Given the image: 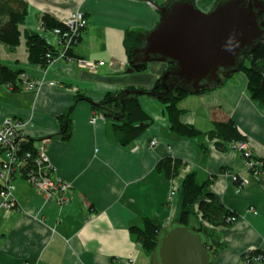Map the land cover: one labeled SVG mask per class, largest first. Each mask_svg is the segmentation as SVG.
<instances>
[{"label":"crops","instance_id":"0c3cea01","mask_svg":"<svg viewBox=\"0 0 264 264\" xmlns=\"http://www.w3.org/2000/svg\"><path fill=\"white\" fill-rule=\"evenodd\" d=\"M166 1L171 0H25L28 16L22 31L38 29L44 13L65 21L78 9L86 19L68 59L60 53L44 69L28 61L24 37L13 49L0 43V64L42 82L35 90L15 91L0 84V121H20L23 136L44 146L51 175L66 180L71 189L69 201L59 205L16 175L15 198L21 209L0 206V264H153L129 228L141 227L145 216L157 217L165 225L176 217V199L168 194L172 185L156 170L164 157L183 162L171 180L175 187L194 170L199 181L210 178L211 192L226 210L237 214L235 222L216 228L221 249L213 264H248L242 254L252 248L264 255V172L253 176L246 168V152L229 144L221 150L215 138L203 134L178 137L169 129L161 102L148 94L138 98L153 122L135 140L121 144L111 119L75 97L81 92L96 102L114 89L153 87L167 63L155 60L141 72L126 71L123 37L126 30L142 34L151 30ZM217 1L194 0L205 12ZM71 105L64 136L59 115ZM179 106L184 109L182 122L204 132L214 121L232 119L249 157L264 159V107L251 99L244 71L232 73L220 86L189 93ZM151 140L156 144L151 146ZM202 142L206 150L200 148ZM3 157L0 149V164ZM233 174L245 182L233 181Z\"/></svg>","mask_w":264,"mask_h":264},{"label":"trees","instance_id":"16d2710c","mask_svg":"<svg viewBox=\"0 0 264 264\" xmlns=\"http://www.w3.org/2000/svg\"><path fill=\"white\" fill-rule=\"evenodd\" d=\"M263 1V0H262ZM164 2L163 4H166ZM28 13V5L25 0H0V43L5 44L9 49H13L20 44L21 36L25 38V47L27 48V59L33 65H38L40 68H46V66L52 63L57 56L62 53L63 57L68 59L70 50L78 42L81 33L86 28L81 26L78 29L77 36H75L65 46V37L62 35L66 31L67 26L62 21L54 19L50 14H41L39 19L38 29L25 28L23 31L20 26H23ZM84 16V13H83ZM264 16V13H263ZM85 19V16H84ZM86 20V19H85ZM60 29L59 33H55V29ZM123 44L125 48V55H127V62L131 67V62L136 57L135 49L141 45L138 38L142 34L137 30H126L124 32ZM47 35L52 36V40ZM63 42V43H62ZM241 65L239 71H244L247 77V90L251 99L264 107V92L261 89L262 80H264V39L259 43L252 53L244 54L240 58ZM249 61L248 63L246 61ZM128 67V68H129ZM144 67L134 68L131 71L141 72ZM172 64L167 63V69H170ZM127 68V69H128ZM231 76V75H230ZM228 75L219 76L218 80L211 84L208 88H201L198 93L210 90L216 86H220ZM35 80L22 70L13 69L7 64H0V84H6L12 91L24 88V84L27 81ZM143 90L152 92L150 95L158 99L165 109L166 116L169 121V129H171L178 137H188L204 135L208 138H215L217 148L224 150L229 144L244 139L240 130L235 125L232 119H226L223 121H214L212 129L208 131H201L193 124H186L182 122L180 116L184 109L179 106V101L188 95L187 92L181 89H172L167 93L163 92L162 77L158 78L153 87L147 88H133L126 87L123 89H114L113 91H107L102 96V100L94 101L90 99L84 93H78L75 97L77 100H85L92 104V108L98 113L108 117L112 121V129L115 132L116 139L121 144L130 143L141 135L147 126H149L153 119L145 112L141 107L139 101V95L136 91ZM129 91V92H128ZM72 109V105L64 113L59 115L61 129L60 133L64 136L68 135L69 114ZM20 140L22 144V151L30 150L35 156L38 152V146H35L33 139L23 136L20 133ZM200 148L206 150L205 143L200 144ZM2 150V148H0ZM3 152V150H2ZM4 156V154H3ZM21 157V154L19 153ZM4 158V157H3ZM5 158L2 160L4 161ZM32 159L26 162L27 164ZM247 160V158H246ZM261 161L260 169L264 172V159L257 158ZM1 161V166H2ZM25 163V164H26ZM183 162L174 159L172 157H164L159 159L156 166V170L162 172L166 177L168 183L175 188V195L173 199H176L177 212L173 221L168 224L171 225L178 222L181 225H188L192 216H199L198 223L195 226H191L194 230H204L205 236H207L206 247L214 250L215 257L218 251L221 249V243L215 236L216 228L219 226H228L231 223L228 220L230 216H237L229 209H225L223 204L219 202L216 195L211 192L209 187L210 178L199 181L196 171H190L186 173L178 187H175L171 183L172 178L179 174L182 168ZM19 175L25 179L26 172H19ZM26 180V179H25ZM238 180V179H237ZM27 181V180H26ZM239 181V180H238ZM171 203V201H168ZM163 226H167L160 222L157 217H144L141 227L136 225L130 226V232L132 233L134 240H136L143 250H145L151 257L153 248L156 245L157 234L162 230ZM247 253L249 257L260 256V261L264 260V255L259 249H251L242 254ZM214 257V258H215ZM216 259V258H215ZM215 261V260H214ZM253 261L249 260L248 264Z\"/></svg>","mask_w":264,"mask_h":264},{"label":"water","instance_id":"95a60500","mask_svg":"<svg viewBox=\"0 0 264 264\" xmlns=\"http://www.w3.org/2000/svg\"><path fill=\"white\" fill-rule=\"evenodd\" d=\"M159 9V21L139 36L141 45L126 71L155 60L172 64L161 76L165 93L178 88L198 93L210 87L221 74L237 72L240 58L264 39L262 0H218L207 12L194 0H171ZM261 89L264 92V80ZM156 239L153 264L214 263L215 253L205 246L203 229L175 222L163 226Z\"/></svg>","mask_w":264,"mask_h":264},{"label":"built area","instance_id":"2783aa9c","mask_svg":"<svg viewBox=\"0 0 264 264\" xmlns=\"http://www.w3.org/2000/svg\"><path fill=\"white\" fill-rule=\"evenodd\" d=\"M62 22L67 26L66 31L62 33L65 37V46H67L70 40L77 36L78 29L81 26H85L86 23L83 13L78 9L72 12V14ZM59 32L60 29L56 28L55 33ZM60 56H62V53ZM83 62L84 61H82V63ZM88 67H92V64L88 65ZM40 83L42 82L38 79L27 81L24 84V88L35 90ZM22 126L20 121L10 118H5L0 121V148H2L5 158V160L2 161V166L0 164V206L5 210L12 208L17 210L21 209L13 191L14 178L21 171L26 172L25 179L27 182L31 184L45 200H56L59 204L69 201L68 193L71 189V185L66 180L51 175L53 167L45 154L44 146L39 145L38 152L35 156L30 150L22 151V144L21 141H19L21 138L20 133ZM155 144L156 140H151V146ZM230 147L246 152V168L253 172V176L257 177L258 173L261 172L259 168L261 161L249 157L250 152L247 150L245 142L241 140L235 141L231 143ZM29 158L32 160L27 164L26 162ZM232 179L233 181H237L238 179L240 182H245V180L237 174H233ZM168 194L169 198L172 199L175 195V188L171 186ZM236 217L237 216L234 215L230 216L228 220L234 221ZM260 258V256L251 255V257H249L247 253L244 254V261L246 263H248L249 260L260 261Z\"/></svg>","mask_w":264,"mask_h":264},{"label":"rangeland","instance_id":"374dc122","mask_svg":"<svg viewBox=\"0 0 264 264\" xmlns=\"http://www.w3.org/2000/svg\"><path fill=\"white\" fill-rule=\"evenodd\" d=\"M48 36V38L50 39V40H52V36H50V35H47ZM247 63L249 62L248 60L246 61ZM82 64H84V65H86L87 67H88V65L85 63V62H83ZM90 68V67H89ZM231 146V145H230ZM13 191H14V195H15V190H14V188H13ZM65 203H67V202H65ZM65 203H63V204H65ZM63 204H59V205H63ZM236 220H237V217H236ZM236 220H234V221H231V223H233V222H235ZM198 223V219L196 218V216H192L191 217V220H190V222H189V224H192L193 226H195L196 224ZM230 224V223H229Z\"/></svg>","mask_w":264,"mask_h":264}]
</instances>
